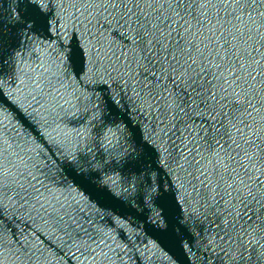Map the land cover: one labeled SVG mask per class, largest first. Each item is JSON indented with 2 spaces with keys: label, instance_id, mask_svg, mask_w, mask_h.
Returning <instances> with one entry per match:
<instances>
[{
  "label": "water",
  "instance_id": "1",
  "mask_svg": "<svg viewBox=\"0 0 264 264\" xmlns=\"http://www.w3.org/2000/svg\"><path fill=\"white\" fill-rule=\"evenodd\" d=\"M241 7L205 0L185 30L176 0H0V264H237L245 248L264 264L247 228L264 220V27ZM189 50L194 99L170 79Z\"/></svg>",
  "mask_w": 264,
  "mask_h": 264
},
{
  "label": "snow or ice",
  "instance_id": "2",
  "mask_svg": "<svg viewBox=\"0 0 264 264\" xmlns=\"http://www.w3.org/2000/svg\"><path fill=\"white\" fill-rule=\"evenodd\" d=\"M177 2V8H176V12H175V16L173 17V21L177 26H180L182 28H184L185 30H187V27L190 23V20L195 17V13L193 12V8L199 4L201 6L205 5V0H183V3L185 5V7L187 8V12H188V18H185L184 15H182L179 11V7L178 4L180 2V0H176ZM230 2H235L239 5H241L242 7L240 8V12L241 13H246L248 15V18L250 21L253 22V24H259L261 27H264V11L261 10V6L264 5V0H230ZM248 5H251V9L248 8ZM255 10L257 15L259 16V20H257L256 16H254L252 14V11ZM235 15V10L234 13ZM177 17H179V19H177ZM181 21H183V24H181ZM167 24V21H166ZM167 26L169 28L172 27V24H167ZM156 25H153L151 23V21H148L147 18H145V25L142 26L139 23L137 24V28L141 29L140 32V41H136L137 44L143 42V44L147 47H151L152 44L157 43V41L153 38V33L156 30ZM260 29L257 28V31H259ZM183 39V37H180V39L177 40V43H180V40ZM262 43H264V41H262ZM189 50V57L187 59V66L185 67L184 65H181L179 63V61H176V63L174 65L171 66L170 68V79L175 82L176 84H179L180 82H184L185 85L191 90V94L192 98H195V94H202L201 93V88L198 87L197 85V81L199 80V76L203 73L204 69L201 67L200 72L198 75L196 76H191L190 70L194 69L196 67V60L194 58L191 57ZM233 52H236L235 47L232 48ZM228 53L225 52V57L224 59H227ZM237 60L240 59L239 54L237 55ZM173 59L175 60V57H173ZM257 64L260 63V61H256ZM163 68V65L161 66ZM214 67H216L217 69H219L220 65H214ZM232 67H240L243 68L244 65L243 64H239V65H232L231 67H229V71H232ZM262 71H264V69H262ZM233 75L235 76L236 74L233 73ZM177 76H179V80H177ZM253 79H255V77H253ZM3 90L0 89V97H3ZM213 96H215V93H212ZM262 103H264V101H262ZM255 108V106L252 104V101L249 100L247 102L246 105V110L248 111L249 115L252 114V109ZM256 111L258 112L259 109H256ZM262 123H264V121H261ZM224 128L225 130L227 129V125L226 124H221V125H216L214 129H211L210 131H213V133L215 132H219L221 128ZM234 143V141H233ZM252 143H255L254 141ZM214 150H216L217 152H219V149L224 148V144L220 142L219 138H216L215 136L213 137V141L211 142L210 145ZM236 147H239V145H236ZM245 155H247V152H245ZM197 164L200 163L199 160L196 161ZM246 170V169H245ZM240 183H243V181H241ZM230 187H233V185H230ZM248 224H247V228L249 229H260L261 231H264V220H260L258 217L253 216V215H249L248 216ZM247 234V233H246ZM247 249L245 248L244 250H242L239 254L238 260H237V264H244V261L246 259H248L247 257H245L244 255V251H246Z\"/></svg>",
  "mask_w": 264,
  "mask_h": 264
}]
</instances>
